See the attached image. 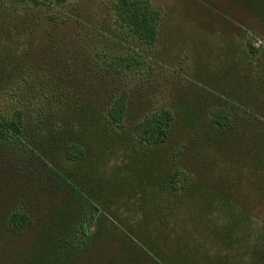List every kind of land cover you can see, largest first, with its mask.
Segmentation results:
<instances>
[{
    "label": "rangeland",
    "instance_id": "1",
    "mask_svg": "<svg viewBox=\"0 0 264 264\" xmlns=\"http://www.w3.org/2000/svg\"><path fill=\"white\" fill-rule=\"evenodd\" d=\"M14 1L0 0V28L22 41L20 15L30 9ZM153 1L168 11L165 28L178 45L158 76L164 94L157 95L174 103L173 138L184 151L181 163L193 170L189 182L178 183L177 192L161 188L162 157L137 154L130 144L113 154L92 136L93 155L103 150L104 157L76 166L70 191L64 176L46 170L41 150L9 134L0 139V264H264L262 2ZM241 40L258 49L252 62ZM141 84L142 90L151 85ZM218 93L243 103L229 108L237 118L221 136L205 114ZM90 188L103 202L91 222L81 220L93 232L83 242L70 227L92 212L79 207L92 201ZM23 203L29 215L13 232L3 221L25 212Z\"/></svg>",
    "mask_w": 264,
    "mask_h": 264
},
{
    "label": "trees",
    "instance_id": "2",
    "mask_svg": "<svg viewBox=\"0 0 264 264\" xmlns=\"http://www.w3.org/2000/svg\"><path fill=\"white\" fill-rule=\"evenodd\" d=\"M257 1L264 8V1ZM14 3L30 10L20 15L26 34L22 41L13 39L8 28H0V139L12 134L29 141L41 150L39 159L46 170L57 178L64 176L68 187L69 182H75L76 166L104 157L103 150L93 155L92 136L101 146L109 143L113 154L116 147L130 144L137 154L144 150L162 157L165 180L161 188L182 190L177 184L188 183L193 170L181 163L184 151L173 138L174 103L169 98L161 101L157 95L164 94L157 85L158 76L170 67L167 55L178 46L168 38V11L162 2ZM240 46L252 62L258 49L246 48L242 40ZM187 59L182 58L188 64ZM143 79L151 85L142 90ZM209 102L206 119L221 136L237 118L229 108L237 109L242 102L230 101L220 93ZM86 191L92 201L85 200L79 207L89 205L92 212L70 227L74 239L83 242L91 239L93 232L80 225L81 220L91 218V222L103 202L93 189ZM21 207L25 212L3 221L13 232L21 229L26 222L22 218L29 215L24 203Z\"/></svg>",
    "mask_w": 264,
    "mask_h": 264
}]
</instances>
